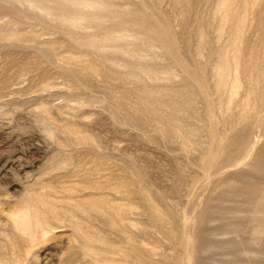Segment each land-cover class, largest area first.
Wrapping results in <instances>:
<instances>
[{
  "label": "rangeland",
  "instance_id": "obj_1",
  "mask_svg": "<svg viewBox=\"0 0 264 264\" xmlns=\"http://www.w3.org/2000/svg\"><path fill=\"white\" fill-rule=\"evenodd\" d=\"M0 264H264V0H0Z\"/></svg>",
  "mask_w": 264,
  "mask_h": 264
}]
</instances>
